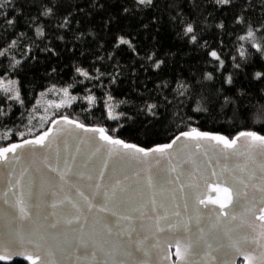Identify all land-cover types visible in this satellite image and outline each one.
<instances>
[{"label":"trees","instance_id":"1","mask_svg":"<svg viewBox=\"0 0 264 264\" xmlns=\"http://www.w3.org/2000/svg\"><path fill=\"white\" fill-rule=\"evenodd\" d=\"M14 16L15 26L0 23V148L65 118L145 150L192 129L234 138L261 128L245 114L264 107L255 78L264 71V0H62L54 17L41 0H0V19ZM53 88L75 98L45 115L38 101Z\"/></svg>","mask_w":264,"mask_h":264},{"label":"snow or ice","instance_id":"2","mask_svg":"<svg viewBox=\"0 0 264 264\" xmlns=\"http://www.w3.org/2000/svg\"><path fill=\"white\" fill-rule=\"evenodd\" d=\"M61 3L62 0H41L43 14L54 17ZM138 3L151 6L154 0H138ZM216 3L219 5H232L233 0H216ZM124 11L128 12L129 10L125 8ZM68 15L70 16L71 13ZM240 19L243 20V17H240ZM5 21L9 26H15L16 24L15 16L0 19V23ZM32 22L34 23V20ZM68 23H70V20L66 16L64 23H61L59 27H65ZM219 26L222 27L223 25ZM186 31L187 33H193L194 29L189 25ZM192 39H195L194 35ZM117 43L118 45H124L128 44L129 41L123 37H118ZM257 51L261 53L259 59H264V49L257 46ZM210 55L219 60L215 51H212ZM156 66L159 67V62ZM239 67L240 65L237 64V68ZM80 74L82 76L87 75L85 72ZM255 78L264 80V71L257 72ZM225 83L231 84V77ZM5 90L7 91V89ZM65 94L67 95V93ZM226 102H228L227 98ZM203 110L206 111L207 109ZM112 118L116 119L117 117ZM245 119H250L253 124H259L261 126L260 130H244L240 131L234 138H226L223 135H210L192 129L191 131L181 132L174 137L172 142L163 147L145 150L125 143L120 139L112 138L104 128H87L81 123L65 118V122L72 125L74 129L92 133L93 136L89 139L98 138L104 142L95 149L92 155L100 152L103 148L108 160L114 157L118 158L111 170V183L103 187L99 183L95 184L91 196L85 195L79 188H76V196L79 199H74L70 193L64 191L60 183L49 178L44 191L51 199L44 201V203L54 210L49 215L58 216V212L55 210H61L62 215L60 219L51 221H49L48 215H45L43 221L48 222V228L58 229V225L62 220L68 226L67 230L61 232L59 237H57V233H39L38 239L33 241L30 238L38 232V229L26 226L22 232L15 235L14 239L0 245V262L10 264L14 256H23L29 264H65V262L66 264H149L148 257L152 246L148 245L147 241L150 237L155 236L158 232H172L173 229L177 232L191 230L192 217L185 221L182 218L173 220L169 216L171 211L173 217H181L179 205L174 209H170L163 202L158 204L154 197L150 200L151 211L155 214L154 223L151 225L136 224V220H140L146 215L144 211L146 205L140 199L145 190H151L157 185L163 186L169 182L176 183L181 175L186 174L182 168L183 164L196 165V161L191 158L187 160L176 159L171 151L173 145L183 139L184 141L194 142L193 147L196 153H199L202 147H212L214 143L215 146H219L220 152L225 157L246 155L248 159H252L256 153L264 156V134H262L264 133V107L251 117L245 114ZM54 140L55 137L49 140L46 133L38 139L25 141L24 144H12L10 147L0 148V163H10L12 160L18 159L17 151L24 148L25 145L48 148ZM80 151L79 147L75 149L76 153ZM10 153L12 154L11 158ZM205 155H207V152H205ZM108 160H104L102 163L99 172L100 179H103L104 171L108 170ZM162 160H166V165L162 173L154 177L152 168L160 165ZM75 161V155H72L70 159L63 158V168H61V156L58 150L55 163L49 162V159L45 157L43 166L48 172L55 173L60 182L68 184L66 176L72 172L71 165ZM253 162L255 163V161ZM257 167L262 174L259 177V183L253 182L257 179L254 171L249 172L246 178L244 176L237 177L236 175L229 177L225 173L230 170L225 166L219 174L215 170L208 175L202 174L205 192L199 191V184L189 183L180 187L181 192L184 191V187L196 190L194 194L195 203L203 206V209L206 210L204 215L207 216L210 226L208 228L198 227L199 238L196 241L176 238L175 261L173 264H195L192 259L193 255L201 254L207 259V264H213L216 260L219 261V264H236L237 256L243 258V264H264V161H261ZM125 168L128 170H125ZM245 168H247V165L239 168V171L243 173ZM178 169H181V171H178ZM172 173H176L175 178L171 177ZM187 174L191 175V173ZM21 179H23V173ZM250 186L254 192L260 194L259 215L256 216V219L261 222L260 230L251 238L247 235L234 238L226 231L223 237H226L228 242L225 243L218 233L219 226L228 221H235L239 217L241 218L240 227H243V217L247 213L253 212L256 197L255 195L249 196L248 189ZM71 187L76 186L72 185ZM29 197H31V191H29ZM192 197L193 193H190V198ZM16 206L22 218L31 219L28 212L29 205L26 203L23 194L17 200ZM39 206L37 205V207ZM183 207L184 211L187 212V202ZM158 209L163 211L158 212ZM200 211L201 209L197 207L196 212L199 214ZM86 213L92 214L91 223H89L90 218ZM133 213L139 215L134 216ZM149 219H152V217H149ZM199 219L200 217L197 215V225H199ZM85 224H89V226L86 228ZM72 225H76V227H71ZM229 231L235 233L236 230L231 229ZM253 231L256 230L253 229ZM46 237L56 240V244L54 247L47 249L42 259L40 241L45 240ZM25 239L33 244V252H29L24 247ZM243 244H250L255 247L249 250L242 246ZM257 248L260 250L258 254L256 252ZM213 253H215V256H213ZM57 255L62 259L57 261L55 259Z\"/></svg>","mask_w":264,"mask_h":264},{"label":"water","instance_id":"3","mask_svg":"<svg viewBox=\"0 0 264 264\" xmlns=\"http://www.w3.org/2000/svg\"><path fill=\"white\" fill-rule=\"evenodd\" d=\"M46 133L48 134L49 140H52V138L55 137V140L52 142L50 147L41 148L39 146L31 147L25 145L24 148L18 149V159L12 160L10 163H0V245L6 244L9 240L14 239L15 235L22 232L26 226H32L38 229V232L30 238L33 241L38 239L39 233H57V237H59L61 232L67 230L68 226H66L62 220L58 225V229L48 228V222L43 221V217L45 215H48L49 221L60 219V216L62 215L61 210H55L58 212V216L56 217L49 215L54 210L47 207L44 203V201L51 199V197L46 194V191H44L46 182L49 178H52L60 183L64 191L70 193L74 199H79V197L76 196V188H79L85 195L91 196L94 191L95 184L99 183L103 187L104 185L111 183V170L114 162L118 158L114 157L113 159L108 160L105 149L103 148H101L100 152L92 155V153L95 152V149L104 143L103 141H100L98 138L89 139V137L93 136L92 133L83 132L80 129H74L72 125L65 122V119H58L54 121ZM81 141H83V143H81ZM19 144H24V142ZM193 145V141H184L181 139L173 145V149L171 151L176 159L187 160L191 158L196 161V165H192L191 163L183 164L182 168L186 174L181 175L178 182H169L163 186L157 185L151 190H145L142 197H140L142 202L146 205L144 208L146 215L140 220H136L137 225L140 223H144L146 225L154 223L155 214L151 211L150 204V200L153 197L156 199L158 204L163 202L170 209H174L177 205H179L181 217H173L170 211L169 216L171 219L179 220L182 218L187 221L189 220V217H192L190 231L185 232L181 230L177 232L173 229L172 232H158L155 236L149 238L147 243L152 246L148 257L149 264H173L175 261L174 253L176 238H181L182 240L191 239L196 241L199 238L198 227L208 228L210 226L207 216L204 215L206 210L203 209V206L196 205L195 203L194 194L196 190L184 187V191L181 192L179 190L181 186L189 183L199 184V191L205 192L202 174L208 175L213 170L219 174L221 169L225 166L230 170L228 173H225V175L229 177L236 175L237 177L244 176L246 178L249 172L254 171L257 179L253 182L259 183V177L262 175L257 165L261 161H264V156L259 153L253 155L252 159H248L246 155L225 157L220 152L219 146H215L214 143L212 147H202L199 153H196ZM77 147L81 150L79 153L75 152ZM58 150L61 156V168H63V158L70 159L72 155L76 156L75 163L71 165L72 172L68 173L66 176L68 184L60 182L59 177H57L55 173L48 172V170L43 166V160L45 157L49 159V162L55 163V156ZM205 152H207V155H205ZM11 155L12 154L10 153V158ZM104 160H108V170L104 171V177L103 179H100L99 172L101 171V166ZM253 161H255V163ZM165 165L166 160H162L160 165L153 167V176L155 177L160 175ZM245 165H247V168H245V171L241 173L239 168H243ZM125 170L128 169L125 168ZM178 171H181V169H178ZM22 173L23 179H21ZM187 173H191V175H188ZM175 176L176 173L171 174L172 178H175ZM18 181L19 183H17ZM72 185H75L76 187H71ZM29 191H31V197H29ZM248 191L250 197L253 195L256 197V204L253 212H249L243 217V227H240L241 218L239 217L235 221H228L219 226L218 233L224 239L225 243L228 242L226 237H223V234L226 231L229 232V235H233L234 238L240 235H247L251 238L260 230L261 222L256 219V216L259 215L260 194L254 192L251 186ZM190 193H193L192 198H190ZM22 194L26 203L29 205L28 212L31 217L30 220L22 218L19 214V209L16 206L17 200ZM185 202L188 204L187 212L184 211L183 207ZM81 203L83 202L81 201ZM37 205L40 206L37 207ZM197 207L201 209L199 214L196 212ZM157 211L162 212L163 210L158 209ZM86 215L89 216V223H91L92 214L86 213ZM133 215L138 216L139 214L133 213ZM197 215L200 217L199 225H197L196 222ZM149 217H152V219H149ZM81 222L83 223V221ZM249 225H251V227H249ZM88 226L89 224H85L86 228ZM71 227H76V225H72ZM231 229H235V233L229 231ZM253 229L256 231L254 232ZM40 243L42 245L40 249L41 258L43 259L47 249L55 246L56 240L46 237V239L40 241ZM242 246L248 248L249 250H252V248L255 247L250 244H243ZM24 247L29 252L34 251L33 244L29 243L28 239H25ZM259 251L260 250L257 248V254ZM213 256H215V253H213ZM55 259L59 261L62 258L57 255ZM192 259L195 264H207V259L203 256V254L193 255ZM12 260H20L29 264L23 256H14ZM239 262L243 264V258L237 256L236 264H239ZM213 264H219V261L216 260Z\"/></svg>","mask_w":264,"mask_h":264},{"label":"rangeland","instance_id":"4","mask_svg":"<svg viewBox=\"0 0 264 264\" xmlns=\"http://www.w3.org/2000/svg\"><path fill=\"white\" fill-rule=\"evenodd\" d=\"M65 93H67V95ZM74 98L75 97L71 96L65 89L53 88L40 96L38 107L43 111V114L47 115V112L52 108L66 106L70 104Z\"/></svg>","mask_w":264,"mask_h":264}]
</instances>
